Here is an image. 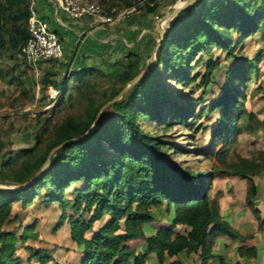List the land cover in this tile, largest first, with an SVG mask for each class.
Segmentation results:
<instances>
[{"label":"trees","instance_id":"1","mask_svg":"<svg viewBox=\"0 0 264 264\" xmlns=\"http://www.w3.org/2000/svg\"><path fill=\"white\" fill-rule=\"evenodd\" d=\"M98 3L105 13L113 8L123 10L136 5V11L150 15L157 8L156 0L148 3L147 0H99ZM27 22L28 0H0V79L21 94L28 91L31 83L27 72L17 65L3 69L1 63L5 58L13 60L27 40ZM263 26L264 0H194L166 29L156 59L147 66L145 76L99 114L97 127L87 135L101 107L145 67L140 54L129 53L126 64L112 78L96 69H83L59 82H48L59 92L61 102L71 100V90L75 89L90 104L79 120L66 118L52 127L51 117H38L30 147L1 153L0 187L12 188L40 175L22 189L0 190V264H21L16 256L17 242L34 238L28 235L30 228L19 238L14 231L2 228L12 219L13 205L25 209L38 198L61 208L56 230L64 221L68 222L70 240L81 254L80 264H147L150 255H154L157 264H165L175 256L189 254H197L199 264H214L216 239L240 236L221 218L218 202L210 201L213 175L246 181V206L259 219L264 233V218H259L253 202L259 189L251 180L264 171V152L250 160L238 157L236 162L227 163L223 145L217 158L224 170L194 174L175 162L164 151L165 145L144 132L139 124L144 119L161 127L188 126L196 103L188 97L172 96L160 81L162 73L181 85H191L198 74H193L195 68L190 66V61L198 53L208 54L216 47L230 54V32L236 31L241 38H246L262 32ZM257 61L242 58L230 70L221 96L210 107L212 112L220 111L214 136L223 143L227 140L226 134L238 132L241 118L245 117L248 122L253 118L244 108L238 85L249 80L243 76L244 71L251 72ZM219 67L211 59L206 62V73L199 82L202 89L209 88L213 72ZM73 76L75 81L71 85ZM77 138L80 139L55 151L50 156V165L41 172L53 148ZM73 185L79 186L72 188L74 197L69 200L67 193ZM66 209L72 214L67 216ZM161 209L168 213V226L147 236L145 227L156 220V213ZM105 219L93 232L94 224ZM177 226H184L188 231L178 234ZM89 233L91 237H87ZM136 239L144 241L138 253L127 245ZM28 251V264L53 261L46 249L28 248ZM237 254L247 261L258 258L256 248L252 247L241 246Z\"/></svg>","mask_w":264,"mask_h":264},{"label":"rangeland","instance_id":"2","mask_svg":"<svg viewBox=\"0 0 264 264\" xmlns=\"http://www.w3.org/2000/svg\"><path fill=\"white\" fill-rule=\"evenodd\" d=\"M89 1L99 2V0ZM187 1L156 0L157 8L153 14L145 15L142 11H137L128 19L131 21L129 27L132 28L134 34V38L129 39V41L133 45L134 52L140 54L142 63L145 65L142 71L154 63L157 54L156 47L161 42V31L166 30L173 20L165 21L174 10L179 6H183ZM148 2L149 0H147ZM228 37L231 38L230 54L225 50L213 47L208 51V54L198 53L190 61V66L195 68L193 74H198L195 83L181 85L168 77L165 72L162 73L160 81L171 92L172 96H176L178 99L188 97L196 103V106L193 107V110H195L194 116L188 120V126L171 124L161 127L144 119L139 121L144 132H148L165 145L164 151L168 152L175 162L189 168L194 174L224 170L223 164L217 158L218 151L223 145L227 163L230 161L236 162L238 157L250 160L259 153L264 152V26L262 32H257L246 38H241V35L236 31L230 32ZM242 58L258 60L251 72L249 70L244 71L243 76L249 77V80L238 85L244 108L246 112L253 115V118L250 122L245 117L241 118L238 122V132L231 133L229 136L226 134L227 140L223 143L220 138L214 136V131L220 119V111L215 110L212 112L210 107L221 96L222 88L225 87L230 70ZM210 59L219 63L220 67L213 72V82L209 88L202 89L199 82L206 73V62ZM10 61H13L14 65L19 67L25 65L19 61L17 53ZM8 64L13 63L6 58L1 63L4 67ZM53 76L50 73L44 74L42 77H32L30 79L31 83L28 85L29 89L25 94H21L18 89L14 90L12 88L8 90L10 94L6 95V98H0V144L5 145V152L24 148L26 144L32 145L38 117H51L50 125L52 127L60 124L66 118L79 120L84 116L90 104L89 99L73 89L71 90V100L61 102L60 94L54 97L51 92V85L48 83L56 82L51 79ZM74 81L73 76L69 84L73 85ZM1 84L0 82V91H4L5 89H1ZM111 84L112 81L109 85ZM11 100L14 101L12 106L10 104ZM225 177L232 176L213 175L212 187L209 193L210 201L218 202L221 191L224 192L219 180ZM239 180H241V184H236L226 190L227 202L229 203L241 204L246 198L248 185L245 180L241 178ZM251 180L254 185L255 182H258L264 192V171L260 175L251 177ZM75 186L79 185H73L67 193L69 200L74 197L71 191ZM247 209L250 214V223L254 224L257 233H263L260 230L259 219L253 215L251 209L248 207ZM61 214L62 210L57 204L47 205L43 203L42 198L34 200L33 204L25 209L21 208L20 205H14L12 219L2 229L14 231L17 238H19L26 228H30L31 231L28 235L34 236V238L27 239L24 243L17 242L16 256L21 259V264H28V248L48 250L53 257V261L49 264L60 263L65 253L68 254V260H72L71 263H77L75 255L69 254L68 222L64 221L63 226L56 230L61 220ZM71 214L72 212L66 209V215ZM167 215L168 213L161 209L160 213H156V220L146 226L148 228L146 231L152 230L153 233L157 229L167 227L169 224ZM259 218H264L261 217L260 211ZM244 220L245 218L242 219V222ZM152 223L158 225H152ZM102 225V222L95 223L93 232L97 231ZM175 232L184 234L185 231ZM91 235L89 233L87 236L91 237ZM253 236L248 235L247 239ZM142 242L143 239H140L133 243L130 248L134 251L139 250L142 247ZM245 247L251 248L248 245H245ZM262 249L264 250L263 245ZM151 256L147 258V264H152L153 257ZM187 258L192 261V264H196L199 259L197 254H191ZM32 263L30 262V264ZM256 264H264V258L257 261Z\"/></svg>","mask_w":264,"mask_h":264},{"label":"crops","instance_id":"3","mask_svg":"<svg viewBox=\"0 0 264 264\" xmlns=\"http://www.w3.org/2000/svg\"><path fill=\"white\" fill-rule=\"evenodd\" d=\"M42 11L44 16L48 19L51 28L56 32L59 38L63 57L61 60L58 61H51L40 64L35 70L27 67L26 65L20 66L21 70L27 72L26 74L29 79H32V77H42L44 74L52 73L54 76L51 79L53 81L59 82L64 77H66V74L69 73L70 75L71 73H78L83 69H96L104 73V66L109 63L114 66V69L119 71L126 64L127 55L131 52H134L133 48H128V44H131L129 39L134 38L133 31L131 30L132 28L129 27L131 22L130 20L119 24L107 26L105 30L90 31L89 25L85 21L67 22L65 20V17L60 14L58 17L59 22L57 21V23H55L52 17L51 7H49V10L48 8H44ZM74 31L83 33L82 42L76 37ZM9 62H12L13 64H8V66L6 67L1 65V67L3 69H7L14 65L13 61ZM0 82L2 83L1 89H5L4 91H0V98H6V95L10 94L8 90L12 89L13 87L1 79ZM30 146L31 145L26 144L24 148H28ZM1 147L5 148V145L0 144V158L1 153L6 151L5 149H1ZM219 181L222 184V189H224V192L221 191L220 197L218 199L219 214L221 218L227 221L230 227L239 234L240 238L231 239L227 236H219L216 239V243L213 249L214 255L216 256L214 259V264H256L257 261H261V259L263 260L264 258V250L262 249V245L264 247V235L261 232L257 233L254 224L252 225L250 223V214L248 212L245 199L243 202H241V204L227 202L228 197L226 190L230 189L236 184H241L242 182L241 180H239L238 177H225L221 178ZM255 185L260 190L257 197L254 199L255 207L259 209L261 217H264L263 188L258 182H255ZM244 218L245 220L244 222H242V219ZM106 220L107 219H105L102 223H104ZM152 225L158 224L152 223ZM147 229L148 228L145 227V234L147 236H150V234L154 235L157 230H159L157 229L152 233V230H149V232H147ZM68 230V249H70L69 254L75 255L77 259L76 264H80L81 254L77 250L76 245L71 242L70 228ZM180 230L186 232L188 231V228L184 226H177L175 229V231ZM248 235L254 236L252 238L247 239ZM138 240L140 239L129 241L127 245L131 247V245ZM245 245H248L252 248H256L258 253L257 259H251L247 261L242 260L238 256L237 249ZM143 246L144 241L142 242V247L139 250H136V253L142 251ZM189 255L175 256L172 259H168L165 264H169L172 261H179L181 262V264H192V261L187 258V256ZM67 257L68 254L65 253L64 258L62 257L61 262L58 264H73L71 263L72 260L69 261ZM151 257H153L151 263L157 264L154 255H152ZM32 264L38 263L33 262ZM196 264H199V259Z\"/></svg>","mask_w":264,"mask_h":264},{"label":"built area","instance_id":"4","mask_svg":"<svg viewBox=\"0 0 264 264\" xmlns=\"http://www.w3.org/2000/svg\"><path fill=\"white\" fill-rule=\"evenodd\" d=\"M49 7H51L55 23H57L59 15L62 14L67 22H87L90 31L105 30L107 26L125 22L137 12L136 5L123 10L113 8L109 13H105L99 3L89 0H28V38L17 52V58L34 70L40 64L58 61L63 57L59 38L42 13L44 8L49 10ZM74 34L82 42L83 33L74 31ZM128 48L132 49L133 45L128 44ZM104 68V73L109 78L118 73L111 63L106 64ZM65 76L68 77L69 73ZM51 92L54 97L59 95L57 90L52 89Z\"/></svg>","mask_w":264,"mask_h":264},{"label":"water","instance_id":"5","mask_svg":"<svg viewBox=\"0 0 264 264\" xmlns=\"http://www.w3.org/2000/svg\"><path fill=\"white\" fill-rule=\"evenodd\" d=\"M193 2H194V0H188L183 6L177 8L176 10H174L173 13L171 14V16H170L165 22H167V21H169V20H174V19L176 18V16H177L181 11H183V10H185L186 8L190 7V6L193 4ZM165 32H166L165 29H163V30L161 31V40H162L163 35L165 34ZM161 40H160V41H161ZM160 43H161V42H159V43L157 44V47H156V53H158V51H159ZM147 71H148V69H145V70L141 71L137 76H135L132 80H130V81L124 86V88L119 92V94H118L116 97H114L111 101L107 102L106 104H104V105L101 107V109H100L98 115L96 116V119H95V121H94L92 127L90 128V130H89L85 135H87L88 133H90L91 131H93V130L97 127V119H98V117H99V114H100L102 111H104L105 109H107L109 106H111L113 103H115V102H117L118 100H120V99L122 98V96H123V95H124V94H125V93H126L131 87H132V86H134V85H135L140 79H142V78L145 76V74L147 73ZM85 135H84V136H85ZM82 137H83V136H82ZM82 137H80V138H82ZM80 138L72 139V140H69V141H65V142H63L62 144H60V145L56 146L55 148H53V149L50 151V153H49V155H48V158H47V160H46V163H45V165H44V167H43V169H42L41 172H43V171H44V170L50 165V156H51L55 151H57V150H58L60 147H62L63 145H65V144H67V143H69V142L76 141V140H78V139H80ZM41 172H40V173H41ZM39 175H40V174H38L36 177H38ZM36 177H34V178L30 179V180H27L26 182H24V183H22V184H20V185L14 186V187H12V188H8V189H6V188H2V187H0V190H10V191H14V190H17V189H22V188L28 186L29 184H31V183L35 180Z\"/></svg>","mask_w":264,"mask_h":264},{"label":"bare ground","instance_id":"6","mask_svg":"<svg viewBox=\"0 0 264 264\" xmlns=\"http://www.w3.org/2000/svg\"><path fill=\"white\" fill-rule=\"evenodd\" d=\"M180 7V6H179Z\"/></svg>","mask_w":264,"mask_h":264}]
</instances>
